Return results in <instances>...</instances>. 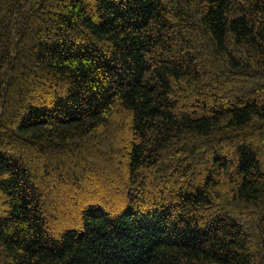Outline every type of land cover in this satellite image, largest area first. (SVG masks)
<instances>
[{"label":"trees","instance_id":"16d2710c","mask_svg":"<svg viewBox=\"0 0 264 264\" xmlns=\"http://www.w3.org/2000/svg\"><path fill=\"white\" fill-rule=\"evenodd\" d=\"M0 264H264V0H0Z\"/></svg>","mask_w":264,"mask_h":264}]
</instances>
